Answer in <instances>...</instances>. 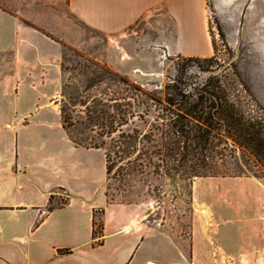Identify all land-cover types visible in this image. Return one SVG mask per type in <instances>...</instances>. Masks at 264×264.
<instances>
[{"label": "crops", "instance_id": "crops-1", "mask_svg": "<svg viewBox=\"0 0 264 264\" xmlns=\"http://www.w3.org/2000/svg\"><path fill=\"white\" fill-rule=\"evenodd\" d=\"M36 1L0 0V264H255L262 183L225 180L224 198L193 211L182 233L133 224L105 207L103 154L69 139L55 103L74 24L110 33L156 20L167 51L207 55L205 0Z\"/></svg>", "mask_w": 264, "mask_h": 264}, {"label": "rangeland", "instance_id": "rangeland-1", "mask_svg": "<svg viewBox=\"0 0 264 264\" xmlns=\"http://www.w3.org/2000/svg\"><path fill=\"white\" fill-rule=\"evenodd\" d=\"M23 1L33 0H19V7ZM246 1L223 7L205 0L207 55L167 51L161 24L147 18L110 33L74 24L61 41L60 122L63 106L69 121H77L63 127L68 137L84 145L104 141L98 149L112 168L105 169L100 192L106 208L124 211L123 220L182 233L193 211L197 216L209 209L206 203L224 198L225 180L250 176L264 185V159L244 141H233L225 125L208 130L205 140L195 141L191 124L189 138L175 132V143L168 132L172 119L179 123L172 110L181 106L180 94L192 96L205 86L234 101L264 130V15L258 1ZM167 98L177 103L169 105ZM203 165L202 175L191 174ZM105 207L95 210V233ZM262 252L255 264H264Z\"/></svg>", "mask_w": 264, "mask_h": 264}, {"label": "trees", "instance_id": "trees-1", "mask_svg": "<svg viewBox=\"0 0 264 264\" xmlns=\"http://www.w3.org/2000/svg\"><path fill=\"white\" fill-rule=\"evenodd\" d=\"M192 96L186 93L180 94V97L183 98L181 100V106L180 103L178 104L171 98H167L166 100L169 105H175L177 103L176 112L175 108L172 112L177 116L179 123L175 125V120L172 119V123L170 124L171 127L168 131L171 132L172 137L170 138H172L174 143L175 132L183 137L187 136V138H189L188 134L190 129L188 128V124H191V130L193 129L194 132L197 133H195L193 137L195 141L196 138H199L200 140L201 137H203L204 140L207 139L205 134H208V130H215L220 125H225L227 130L229 129L232 131L233 141L236 143H243L244 141L257 155L264 159V130L259 122L253 121L252 118L247 119L244 112L234 101L229 98L223 99V96L219 95L218 92L214 91L212 88L208 89L206 86L198 88L193 98H191ZM88 110V107H86L85 113H87ZM60 115L62 118V126L65 129L77 122L76 120L75 122L69 121L71 118L70 116H67L63 106L61 107ZM86 115L90 122H93L89 113ZM93 119H95V121L98 120L95 116ZM200 130H202L201 133ZM110 131L112 130H106L104 131V134H107ZM69 137L73 143L80 146L98 148L102 147V144H104V141H101L99 143L92 142L89 145H84L81 142L74 140L72 136L69 135ZM84 139L85 138H81V140ZM126 153L127 152H123V155H127ZM107 155L108 154L105 152V169L106 173H109L112 165L108 164ZM117 155L120 157L119 154ZM205 168L206 165H203L201 168H196L195 166L191 174L195 176L202 175L201 169ZM94 232L95 231H93V233Z\"/></svg>", "mask_w": 264, "mask_h": 264}, {"label": "water", "instance_id": "water-1", "mask_svg": "<svg viewBox=\"0 0 264 264\" xmlns=\"http://www.w3.org/2000/svg\"><path fill=\"white\" fill-rule=\"evenodd\" d=\"M218 1L220 2L221 5H223V7H227L228 5L232 4L235 0H233L232 3H228V4L226 3V0L225 1L224 0H218ZM257 1L261 4L262 9H263V15H264V0H256V3H257ZM260 22L264 27V20H261Z\"/></svg>", "mask_w": 264, "mask_h": 264}, {"label": "bare ground", "instance_id": "bare-ground-1", "mask_svg": "<svg viewBox=\"0 0 264 264\" xmlns=\"http://www.w3.org/2000/svg\"><path fill=\"white\" fill-rule=\"evenodd\" d=\"M224 1H225V0H224ZM232 1H233V0H226V3H227V4H228V3H232ZM247 1H249V0H247ZM247 1H246V2H247ZM254 4H255V3H254ZM221 6H222V5H221ZM253 7H255V6H253ZM256 8H257V7H256ZM256 8H255V9H256ZM226 19H227V18H226ZM257 34H258V33H257Z\"/></svg>", "mask_w": 264, "mask_h": 264}]
</instances>
